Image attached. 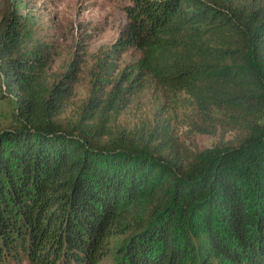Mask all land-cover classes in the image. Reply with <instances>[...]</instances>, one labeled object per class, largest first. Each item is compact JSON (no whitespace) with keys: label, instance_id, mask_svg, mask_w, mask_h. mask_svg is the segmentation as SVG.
<instances>
[{"label":"trees","instance_id":"16d2710c","mask_svg":"<svg viewBox=\"0 0 264 264\" xmlns=\"http://www.w3.org/2000/svg\"><path fill=\"white\" fill-rule=\"evenodd\" d=\"M124 13L109 53L137 55L73 116L74 67L51 70L48 52L19 47L16 13L4 21L0 264H97L120 234L117 264H264V0H132ZM147 79L183 95L201 133L212 110L228 115L237 143L182 154L159 112L113 126Z\"/></svg>","mask_w":264,"mask_h":264},{"label":"rangeland","instance_id":"374dc122","mask_svg":"<svg viewBox=\"0 0 264 264\" xmlns=\"http://www.w3.org/2000/svg\"><path fill=\"white\" fill-rule=\"evenodd\" d=\"M131 1L0 0V31L12 11L23 27L19 43L21 49L38 46L48 52L53 71L61 72L74 67L75 81L63 109L65 115L73 116L91 94L93 87H103L106 91L117 71L137 55L133 50L118 57L110 56L109 53L112 42L126 21L124 7ZM182 97L163 94L147 79L143 90L112 124L132 128L149 122L155 112L162 113L171 121L182 154L201 151L217 143L233 146L237 143L241 131L239 124L232 118L212 110L209 118L214 124V132L201 133L198 125L201 124L200 127L205 129V121ZM11 119V97L4 90L0 76V128L10 125ZM125 237L126 234L110 237L107 254L97 264H117L120 260L118 250ZM205 262L222 264L213 256Z\"/></svg>","mask_w":264,"mask_h":264}]
</instances>
